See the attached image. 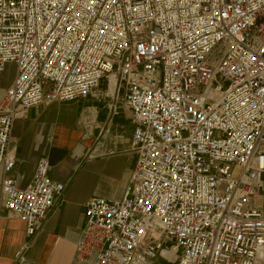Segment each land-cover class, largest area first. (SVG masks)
Listing matches in <instances>:
<instances>
[{"label": "built area", "instance_id": "2783aa9c", "mask_svg": "<svg viewBox=\"0 0 264 264\" xmlns=\"http://www.w3.org/2000/svg\"><path fill=\"white\" fill-rule=\"evenodd\" d=\"M2 207L41 229L66 185L10 176L14 124L54 102L127 111L135 159L95 196L79 264H264V0H0Z\"/></svg>", "mask_w": 264, "mask_h": 264}, {"label": "crops", "instance_id": "0c3cea01", "mask_svg": "<svg viewBox=\"0 0 264 264\" xmlns=\"http://www.w3.org/2000/svg\"><path fill=\"white\" fill-rule=\"evenodd\" d=\"M6 69L0 73V98L14 78L5 75ZM107 102L90 96L43 104L15 122L17 159L10 176L25 187L38 161L47 158L49 177L64 183L66 190L41 229L28 237L19 217L2 207L0 168V264H79L75 250L87 201L95 196L120 198L134 167L130 115L124 110L111 114Z\"/></svg>", "mask_w": 264, "mask_h": 264}, {"label": "rangeland", "instance_id": "374dc122", "mask_svg": "<svg viewBox=\"0 0 264 264\" xmlns=\"http://www.w3.org/2000/svg\"><path fill=\"white\" fill-rule=\"evenodd\" d=\"M15 73V66L14 65H8L6 69V74L7 76H13ZM133 128V125H132ZM135 159L133 158L131 161V164L134 165Z\"/></svg>", "mask_w": 264, "mask_h": 264}, {"label": "water", "instance_id": "95a60500", "mask_svg": "<svg viewBox=\"0 0 264 264\" xmlns=\"http://www.w3.org/2000/svg\"><path fill=\"white\" fill-rule=\"evenodd\" d=\"M123 109H120V111H122Z\"/></svg>", "mask_w": 264, "mask_h": 264}]
</instances>
